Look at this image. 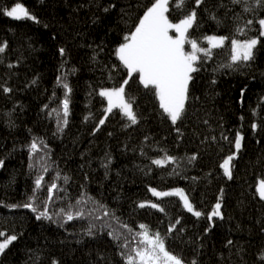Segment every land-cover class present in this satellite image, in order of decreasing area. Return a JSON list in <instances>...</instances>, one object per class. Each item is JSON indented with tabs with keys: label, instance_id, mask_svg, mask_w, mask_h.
<instances>
[{
	"label": "trees",
	"instance_id": "obj_1",
	"mask_svg": "<svg viewBox=\"0 0 264 264\" xmlns=\"http://www.w3.org/2000/svg\"><path fill=\"white\" fill-rule=\"evenodd\" d=\"M151 2L0 0V43L7 41L5 51L0 53V85L7 83L12 88L11 93L0 88V159L4 160L0 167V231L5 236L17 235L0 254V264H52L53 257L60 264H126L109 231L127 234L123 223L139 231L143 222L163 234L176 220L180 223L172 229L167 244L186 260L198 252L199 264H264L259 255L264 252V200L254 195L259 181L264 179V37L254 50L255 58L234 68L219 67L229 61L230 40L212 48V58L204 61L190 83L186 115L176 125L182 130L178 135L176 126L162 114L153 92L144 88L135 73L129 78L113 55L116 45L134 30ZM15 3H23L38 21L8 17L4 8ZM221 3L223 6L217 7ZM192 6V0H188V7ZM233 11L239 13L240 7L233 9L230 0H205L197 7L198 20L190 30L192 36H232L236 23ZM257 11L264 16V9ZM209 12H215L222 23L210 19ZM170 13L174 21L181 16L171 5ZM251 18V13L246 14L245 19ZM258 28L254 20L247 36L257 35ZM198 42L208 46L207 41ZM60 47L66 50L63 56ZM113 64L118 67L112 68ZM62 73L67 74L62 78L72 87L71 112L67 127L57 132L55 114L50 113L64 95L63 87L57 83ZM124 79L129 80L126 95L136 98L134 109L140 121L124 127L126 118L119 109H113L105 124L93 132L107 104L99 88L119 86ZM253 108H257L256 113ZM89 112L92 115L85 120ZM252 123L262 127L252 129ZM237 131L244 133V139L231 161L233 177L229 179L220 165L235 151ZM221 132L227 135V141L221 139ZM36 137L43 138L50 150L44 184L50 183L59 171L57 183L67 189V194L53 190L55 207L50 210L66 206L67 197L75 203L86 192L113 210L121 223L111 219V213L104 215L98 205L86 203L84 206L94 208L93 215L98 217L93 220L97 234L90 237L81 232L88 220L66 221L61 227L55 221L37 220L31 209L8 207L27 202L33 193L36 173L29 163L35 154L29 155L27 145ZM162 149L183 157L179 167L171 161L154 164L157 157L164 155ZM193 153L198 155L190 161ZM106 154L112 158L107 175L102 164ZM173 168L176 173L170 174ZM64 176L69 177L67 184ZM149 186L158 190L183 187L205 215L196 217L188 212L179 197H155ZM220 189L224 217L209 221L206 214L219 199ZM38 196L42 201L47 196L46 188ZM58 196H66L65 201ZM142 200L161 203L165 212L150 205L140 207ZM101 225L104 231H99Z\"/></svg>",
	"mask_w": 264,
	"mask_h": 264
},
{
	"label": "snow or ice",
	"instance_id": "obj_2",
	"mask_svg": "<svg viewBox=\"0 0 264 264\" xmlns=\"http://www.w3.org/2000/svg\"><path fill=\"white\" fill-rule=\"evenodd\" d=\"M192 7H188V0H153L149 6L143 11V15L138 18V23L134 25V30L129 31L123 37V42L116 45L113 55L118 58L119 64H122L127 71L129 78L132 74L138 76L139 82L146 89H150L154 96L158 99L159 108L162 109V114H166L167 119L170 120L173 126L182 121L186 115V104L189 101L190 83L194 80V74L198 73L200 68L204 66V61L210 60L213 56L212 48L224 46L226 41L230 40L229 46V61L226 64L219 65L220 68L229 67L234 68L239 64L250 62L255 58L257 45L261 43V38L264 37V16H260L257 9H264V0H230L231 6L235 9L240 7V12L233 11L232 18L236 22L234 25V33L229 35H203L201 37L192 36L190 30L193 25L197 23L198 12L197 7L204 4L205 0H192ZM170 5L173 11L181 13L180 18L175 21L170 18ZM223 6L221 3L217 7ZM114 7V5H110ZM108 9L106 8L105 11ZM207 11V9H205ZM4 12L8 17L17 19L30 18L33 21H38L37 16L32 14L23 3H15L11 8H4ZM252 14L251 19H245L246 14ZM209 18L215 20L217 24L222 23V20L217 17L215 12H209ZM254 20L258 21L259 28L257 35L247 36V32L252 31L254 27ZM243 21V23H240ZM236 34L245 36L247 38H237ZM198 40L208 41L210 47H203ZM190 44V49H186L185 45ZM7 47V41L0 43V53H3ZM66 50L64 47L59 48V53L63 56ZM203 54L201 56L200 54ZM63 67V65H61ZM118 64H113L112 68H117ZM216 69H213L215 71ZM66 73H62L57 77V83L64 89V95L57 108H53L51 113L55 114L57 132H63L64 128L69 123L70 116V94L72 87L67 82ZM111 78V77H110ZM214 82V81H213ZM129 80L124 79L119 86H101L99 88V95L106 98L107 104L104 106L102 117L98 120L93 128V132L99 130L101 125L105 124L108 114L113 112V109H119L122 113V118H126L127 123L124 127H130L138 124L141 116L138 115L134 109L135 97L126 95L125 86L128 85ZM0 88L6 93H11L12 88L4 83ZM244 89H241V102H243ZM56 93L53 92V97ZM261 99H264L262 97ZM48 108L49 105H44ZM259 107V105L257 106ZM253 113L257 112V108L252 109ZM92 113L89 112L84 117L89 119ZM243 119V117H241ZM252 129L262 127L256 123H252ZM179 126L175 127V132L179 135L181 133ZM111 135V133H109ZM221 139L228 140L227 135L223 132L220 134ZM149 137L144 136L147 141ZM215 140L216 137H211ZM244 133L237 131L234 136L235 151L228 154L221 163L220 167L223 169L224 175L229 179L233 177V166L231 161L239 153L242 148V141ZM29 148V155L33 156V160L29 163V168L35 170L34 189L32 195L27 199V202L22 204L12 203L8 205L10 208H26L31 209L35 213L37 220L45 219L55 221L64 226V222L73 221L74 219L88 220V226L81 228V232L87 236H96V224L94 219H98L93 215L94 208H86V203L98 205L104 209V215L111 213V219L117 223H121L120 218L115 216L113 210L109 209L107 205L101 204L100 201L91 197L88 193L80 195L75 203L72 202L71 197H67V204L64 207H59L58 211L50 210L54 208V192L59 189L60 192L67 194V189L61 187L57 181L61 177V173L57 171L52 181L47 185L44 184L45 173L49 170V156L50 150L46 141L43 138L36 137L27 145ZM39 150V151H38ZM164 155L157 157L154 160L155 165H165L171 161L174 165L179 167L180 160L183 157H178L168 153L166 149H162ZM143 154V149H141ZM40 153H43L42 155ZM197 153H193L189 160L195 159ZM111 156L106 154V158L102 161L105 168V175L108 173V166L111 162ZM4 166V160L0 159V167ZM176 168H173L172 173L175 174ZM69 181L68 176L63 177L64 184ZM47 190V196L41 201L38 193L43 189ZM151 193L155 197H179L183 201V207L188 212L193 213L196 217L205 215L198 210L189 195L183 187H171L167 190H158L156 187L149 186ZM261 200H264V179H261L257 185L256 193ZM61 202H64L66 196H58ZM223 199V189H220L219 199L212 207V210L206 214V218L212 221L213 217L223 219L224 213L221 211ZM150 205L154 209H159L161 213L165 212V208L161 203L153 200H142L139 203L140 207ZM180 221L176 220L174 223H169L168 229L162 234L159 229H151L146 223L139 224V231L134 229L131 225L123 223V228L127 229V234L117 232L115 230L109 231L108 235L112 236L120 248V256L126 264H199L198 255L196 252L194 256L185 259L182 255L175 254L168 247L167 241L172 229L176 228V224ZM214 226V223L213 225ZM104 225L100 226L99 231H104ZM111 228V224L108 225ZM67 231V229H65ZM206 228L205 231H210ZM0 254L5 252L9 244L17 239V235H7L0 231ZM131 237V239H130ZM135 241V242H133ZM231 244L232 241H227ZM102 255V254H101ZM260 258L264 259V252H261ZM52 264H60V261L53 257Z\"/></svg>",
	"mask_w": 264,
	"mask_h": 264
},
{
	"label": "rangeland",
	"instance_id": "obj_3",
	"mask_svg": "<svg viewBox=\"0 0 264 264\" xmlns=\"http://www.w3.org/2000/svg\"><path fill=\"white\" fill-rule=\"evenodd\" d=\"M225 43H226V42H225ZM207 44H208V46H207V47H210V45H209L208 41H207ZM185 47H186V49H190V44H187V43H186Z\"/></svg>",
	"mask_w": 264,
	"mask_h": 264
}]
</instances>
